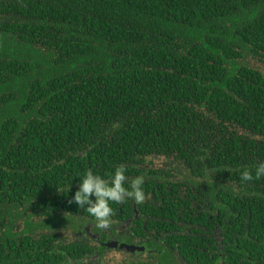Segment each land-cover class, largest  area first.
<instances>
[{
	"label": "trees",
	"instance_id": "trees-1",
	"mask_svg": "<svg viewBox=\"0 0 264 264\" xmlns=\"http://www.w3.org/2000/svg\"><path fill=\"white\" fill-rule=\"evenodd\" d=\"M261 161L264 0H0V264L107 263L62 236L118 166L189 264H264Z\"/></svg>",
	"mask_w": 264,
	"mask_h": 264
},
{
	"label": "flooded vegetation",
	"instance_id": "flooded-vegetation-1",
	"mask_svg": "<svg viewBox=\"0 0 264 264\" xmlns=\"http://www.w3.org/2000/svg\"><path fill=\"white\" fill-rule=\"evenodd\" d=\"M167 181L169 186L171 183L174 184L175 188L181 187L178 183L181 185L184 183L176 177H170ZM152 195H154L152 192L149 195L145 193V201L140 205L128 200L117 207H113L116 212L113 220L116 223L110 230H98L95 227V222L88 220L78 226L75 233L69 234L70 231L66 230L62 236L63 240L69 242L75 239L83 247H90L94 250L91 255V261L94 262H106L105 255L108 252H113V257L107 260L105 264H110L112 261L115 264H126L127 257L130 258L131 264H189L183 256L176 254L174 248L168 246V243L173 242L166 239L167 234L180 237L179 233L182 234L183 230L188 231V229L183 228L184 222L179 219L176 223L171 222V225L160 222L159 226L153 227L151 221L157 218L148 214L147 205L158 203L149 198ZM162 221L166 222V219H162ZM187 234L185 233L184 236ZM219 234V230H212L210 233L202 232L197 236L205 238V241L218 243L220 241ZM215 235L217 239L214 238ZM174 243L179 242L175 241ZM121 246H125V248H121ZM99 252L101 253L100 258ZM82 255V264L90 260V257H87L84 252Z\"/></svg>",
	"mask_w": 264,
	"mask_h": 264
},
{
	"label": "clouds",
	"instance_id": "clouds-1",
	"mask_svg": "<svg viewBox=\"0 0 264 264\" xmlns=\"http://www.w3.org/2000/svg\"><path fill=\"white\" fill-rule=\"evenodd\" d=\"M126 171L124 166H118L109 174V179H105L88 170L78 179V189L70 203H75L79 209L86 210L88 215L94 218L98 230H110L116 223L113 220L116 212L111 207L113 203L123 204L131 200L140 205L145 201L144 176L135 177L129 186H125L128 179ZM240 177L245 182L264 178V161L259 162L254 169L245 168L241 171Z\"/></svg>",
	"mask_w": 264,
	"mask_h": 264
},
{
	"label": "rangeland",
	"instance_id": "rangeland-1",
	"mask_svg": "<svg viewBox=\"0 0 264 264\" xmlns=\"http://www.w3.org/2000/svg\"><path fill=\"white\" fill-rule=\"evenodd\" d=\"M251 62V66H256L257 64L256 63H258L257 61H250ZM255 63V64H254ZM259 64V63H258ZM260 65V64H259ZM113 255H114V253L113 252H108L105 256H106V259L107 260H110L111 259V257H113Z\"/></svg>",
	"mask_w": 264,
	"mask_h": 264
},
{
	"label": "water",
	"instance_id": "water-1",
	"mask_svg": "<svg viewBox=\"0 0 264 264\" xmlns=\"http://www.w3.org/2000/svg\"><path fill=\"white\" fill-rule=\"evenodd\" d=\"M119 246H120V245H119ZM122 247H124V248H125V246H121V248H122ZM110 248H112V247H110Z\"/></svg>",
	"mask_w": 264,
	"mask_h": 264
}]
</instances>
